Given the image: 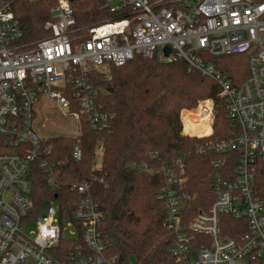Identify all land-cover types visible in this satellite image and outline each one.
I'll return each mask as SVG.
<instances>
[{
	"label": "built area",
	"instance_id": "1",
	"mask_svg": "<svg viewBox=\"0 0 264 264\" xmlns=\"http://www.w3.org/2000/svg\"><path fill=\"white\" fill-rule=\"evenodd\" d=\"M107 8L114 19L81 28L70 0H55L44 23L48 36L25 45L9 3L0 1V264H140L106 253L98 204L85 182L71 184L79 197L70 217L61 220L51 200L29 215L28 177L32 164H45L46 138L33 128L37 103L45 98L75 121L77 133L67 136H77L82 122L104 129L112 114L99 102L106 90L94 85L92 73L99 70L109 80V65L135 55L159 62L183 59L217 81L232 128L225 138H206L214 118L209 99L183 112L195 114L197 126L180 113L182 133L202 138L195 151L211 155L213 168L210 203L194 211L180 158L155 169L136 166L164 178L157 198L171 235L165 264H264V203L255 190L258 173L264 184V0H107ZM203 54H245L248 76L233 86ZM203 124L205 130L191 129ZM71 156L81 158L78 142ZM224 215L239 221L236 237L227 234ZM30 221L36 227L32 236L22 230ZM63 238L71 246L56 258Z\"/></svg>",
	"mask_w": 264,
	"mask_h": 264
},
{
	"label": "trees",
	"instance_id": "2",
	"mask_svg": "<svg viewBox=\"0 0 264 264\" xmlns=\"http://www.w3.org/2000/svg\"><path fill=\"white\" fill-rule=\"evenodd\" d=\"M0 1L9 3L19 22L20 43L30 45L48 36L44 23L50 19L49 9L55 0ZM70 4L81 28L115 18L108 12L107 0H70ZM202 56L205 63L212 65L233 86L248 76L245 54ZM108 71L109 80L99 70L92 73L94 85L106 90L98 99L112 114L108 126L92 130L82 122L77 136L46 138L43 143L46 152L41 159L44 166L34 163L28 173L29 215L37 214L45 201L55 200L59 218H69L72 205L79 197L71 184L85 182L88 193L98 204L99 231L106 243V253L127 260L132 258L140 264H165L170 260L171 235L164 227L165 213L157 198L164 178L136 166L146 164L155 169L180 158L192 196L191 210L208 205L213 170L209 163L211 155L195 151L202 138L182 133L180 113L195 108L202 100H211L214 118L212 131L206 138L222 139L232 131L226 115V99L217 81L191 68L183 59L159 62L135 55L121 65H109ZM190 115L195 114H185L184 118L190 121ZM76 142L81 147L79 160L71 156ZM99 147L102 153L96 165ZM255 190L264 203L262 172L256 176ZM221 219L227 223L229 236L240 233L235 228L239 221L225 215ZM241 229L245 231L246 226ZM70 243L66 238L59 242L61 257L56 258L66 255Z\"/></svg>",
	"mask_w": 264,
	"mask_h": 264
},
{
	"label": "rangeland",
	"instance_id": "3",
	"mask_svg": "<svg viewBox=\"0 0 264 264\" xmlns=\"http://www.w3.org/2000/svg\"><path fill=\"white\" fill-rule=\"evenodd\" d=\"M196 107L189 110L186 109L182 110L181 115L185 111H193L194 109H196ZM191 116L192 115L189 116L190 120H192ZM202 126H198L191 129L193 131H202L203 130ZM33 128L37 132V134L42 138L61 136V135H74L77 133L76 129H74L76 128L75 121L63 115L62 111L52 107L45 98H43L42 101L37 103L35 109V121L33 123ZM101 153H102V148L99 147L96 153V165H99L100 163ZM50 206L55 211H57L58 204L55 200L53 202H50ZM35 229L36 227L34 221H30L28 224L22 227L23 232L25 234H28L29 236H32V234L29 232L35 231ZM130 261L134 262L135 260L130 258ZM238 264H246V263L240 262Z\"/></svg>",
	"mask_w": 264,
	"mask_h": 264
},
{
	"label": "bare ground",
	"instance_id": "4",
	"mask_svg": "<svg viewBox=\"0 0 264 264\" xmlns=\"http://www.w3.org/2000/svg\"><path fill=\"white\" fill-rule=\"evenodd\" d=\"M191 118H192V120H194V118H195V115H192V116H191ZM192 120H190V122H192ZM202 127H203V129L205 130V128H206V124H203V126H202Z\"/></svg>",
	"mask_w": 264,
	"mask_h": 264
},
{
	"label": "water",
	"instance_id": "5",
	"mask_svg": "<svg viewBox=\"0 0 264 264\" xmlns=\"http://www.w3.org/2000/svg\"><path fill=\"white\" fill-rule=\"evenodd\" d=\"M168 51H169V48H168V47H165V48H164V52H165V53H168ZM109 90H110V89H109Z\"/></svg>",
	"mask_w": 264,
	"mask_h": 264
}]
</instances>
